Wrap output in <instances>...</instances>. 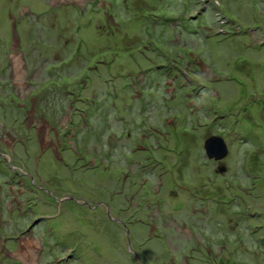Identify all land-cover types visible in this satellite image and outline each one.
Instances as JSON below:
<instances>
[{"label":"rangeland","instance_id":"rangeland-1","mask_svg":"<svg viewBox=\"0 0 264 264\" xmlns=\"http://www.w3.org/2000/svg\"><path fill=\"white\" fill-rule=\"evenodd\" d=\"M205 1L0 0V264H264V0Z\"/></svg>","mask_w":264,"mask_h":264},{"label":"flooded vegetation","instance_id":"flooded-vegetation-1","mask_svg":"<svg viewBox=\"0 0 264 264\" xmlns=\"http://www.w3.org/2000/svg\"><path fill=\"white\" fill-rule=\"evenodd\" d=\"M220 117H223V115H220ZM163 123H164V126H165L167 124L166 120ZM229 123H230L231 128L235 127L236 123L234 121L229 122ZM136 128H138V127H136ZM154 131L156 132V128H155ZM130 134L131 133L128 132V131H127V134H125L126 135L125 141H126V143L129 142L128 146H130V148H129L130 153H128V155L124 157L125 158L124 160H126V162H125V165H126L125 166V170H126L125 175L126 176L125 177L126 178L130 177L131 180L133 179V181L139 179L140 180V184H139L138 180L134 181V182L139 184V186L142 187V188L144 187V185H147V191H151L153 194L159 195L160 192L162 191L161 190V179H158V180L154 179V177H155L154 173L157 172V178H158V176L159 177L161 176L162 173H160V169H159V162H161V161H159V158H155L154 156H152V153L154 152L153 151L154 148H152V146L146 148L144 145H139V144L133 145L131 143V141H129L130 140ZM141 138H142L141 140L145 141L149 137H148V135H146V136L143 135V137H141ZM156 148H157V145H156ZM138 149L141 150V151H144V152L147 151L150 155L149 154H147L148 156L147 155L146 156H137V154L134 155L137 152ZM203 149H204V145H203ZM132 156L133 157H137L139 159L135 160V159L132 158ZM211 159H208V160H211ZM212 160H215V159H212ZM148 161H150V162H148ZM157 169H158V171H157ZM154 170H156V171H154ZM175 195H178V194L175 192ZM133 214H135V217L137 216L136 209H134V211L130 214V216H132ZM134 220L137 223L143 222L140 219V217L139 218H134ZM32 222H33V225H34V223H38L39 220L38 219L32 220ZM28 228H30V227H28ZM27 231H30V230H27Z\"/></svg>","mask_w":264,"mask_h":264},{"label":"trees","instance_id":"trees-1","mask_svg":"<svg viewBox=\"0 0 264 264\" xmlns=\"http://www.w3.org/2000/svg\"><path fill=\"white\" fill-rule=\"evenodd\" d=\"M205 2H209V0L208 1H205ZM188 6H190V4L188 5ZM190 19V21L189 22H192L193 20L195 21L196 20V17H194V15H193V18L191 17V18H189ZM197 22V21H196ZM150 24V26H151V23H149ZM148 24V25H149ZM181 24V23H180ZM153 25H154V22H153ZM155 25H157V24H155ZM159 26H160V24H159ZM181 26V25H180ZM197 27L199 28V26H196L195 28H194V32L193 31H191V30H189L188 32L191 34V35H189L188 33H187V36H186V38H190V36H197V40H198V42H199V45H202V44H204L205 43V40H206V37L205 38H202V40L200 39V36L198 35V33L200 32V30L199 29H197ZM151 29L152 30H147L148 32L147 33H150L152 36H151V38L152 37H154V38H156V40H158V38H160L161 37V39L162 38H164V36H165V33L166 32H164L162 35H160L159 37H156L155 36V31H154V29H153V27H151ZM181 30V29H180ZM181 32H182V30H181ZM208 37H211V36H208ZM152 41H154V40H152ZM155 42V41H154ZM153 49H150V44H149V42H148V52H151ZM162 69V68H161ZM151 84H153L154 85V81H151ZM156 85V84H155ZM57 91H53V92H50V91H48L47 93H45V95H47V96H44L46 99H48V100H51V101H48V100H43L45 103L48 101L49 103H51L54 99V97H53V93H56ZM51 93H52V96H51ZM92 101H93V99L91 100V103H85V104H83V108H85L86 110H87V112H89L88 113V115H89V119H90V122H91V125L89 126V127H80L81 129V131L79 132V133H77V131L75 130V127L73 126V127H71L70 129V131L72 132L73 130V135H76V136H81V134H82V131H85V128H92V127H94V128H98V127H102V125H104V126H107V134L108 135H110L109 134V126L111 125V119L110 118H107L105 115L103 116L104 118H103V122L102 123H96L98 126H96L95 124H93L92 123V119H91V116L93 115V114H95V113H97L98 112V109H96V107H94L93 106V111L91 110V104H93L92 103ZM42 102V101H41ZM82 102H84V101H82ZM94 102V101H93ZM140 108H142V110L145 108L146 110L148 109V107H155L156 105L153 103L152 104V102H150V101H145L144 100V105L142 104V105H138ZM134 108V107H133ZM77 109V108H76ZM79 109V108H78ZM96 109V110H95ZM129 110L128 111V113L126 112V110ZM60 110V109H59ZM59 110H58V112H56V113H54V115L55 116H58V113H59ZM105 110V109H104ZM126 110L124 109V112H125V115L126 114H128V115H130V114H135V112H136V110L134 109V111H132V108L131 107H126ZM109 111V110H108ZM76 112H78V111H73V113H76ZM80 112H83V110L80 108ZM106 113H107V111H106ZM141 113H142V111H141ZM82 114V113H81ZM44 116H46V117H48L49 115L46 113V111H44V114H43ZM96 115V114H95ZM81 116V115H80ZM121 116H123V115H121ZM160 121H163V120H160ZM160 121H158V123H157V127L160 125ZM77 133V134H76ZM125 134H127V131H126V133ZM125 138H126V135H125ZM108 139V138H107ZM110 142H111V139H108V141H107V147H108V149L109 150H111V152L113 153V158H115V154H117V151H116V149L115 148H120V149H122V162L123 163H125L126 162V160H124L125 158V156H127L128 155V153H130V150H129V148H130V146H128L129 145V143H126L125 142V144H124V146H123V144L122 145H115V143H114V145H112L111 147H109V145H110ZM129 151V152H128ZM10 262H11V264H13V263H15V261H11L10 260Z\"/></svg>","mask_w":264,"mask_h":264},{"label":"water","instance_id":"water-1","mask_svg":"<svg viewBox=\"0 0 264 264\" xmlns=\"http://www.w3.org/2000/svg\"><path fill=\"white\" fill-rule=\"evenodd\" d=\"M204 154L208 159L221 161L228 153V145L225 143L222 136L211 135L204 142ZM220 172L225 170V166L221 165Z\"/></svg>","mask_w":264,"mask_h":264}]
</instances>
